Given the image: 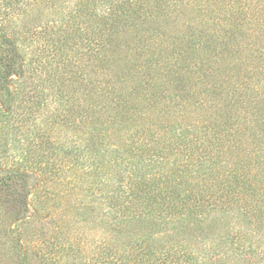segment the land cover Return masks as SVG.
Returning <instances> with one entry per match:
<instances>
[{
	"label": "trees",
	"instance_id": "16d2710c",
	"mask_svg": "<svg viewBox=\"0 0 264 264\" xmlns=\"http://www.w3.org/2000/svg\"><path fill=\"white\" fill-rule=\"evenodd\" d=\"M10 133L0 264H264V0H0Z\"/></svg>",
	"mask_w": 264,
	"mask_h": 264
},
{
	"label": "rangeland",
	"instance_id": "374dc122",
	"mask_svg": "<svg viewBox=\"0 0 264 264\" xmlns=\"http://www.w3.org/2000/svg\"><path fill=\"white\" fill-rule=\"evenodd\" d=\"M20 50L22 53L27 52L26 45L20 46ZM5 137L6 143L2 145V136L0 135V164L9 165L12 162H17L27 140L16 137L14 133H10Z\"/></svg>",
	"mask_w": 264,
	"mask_h": 264
}]
</instances>
